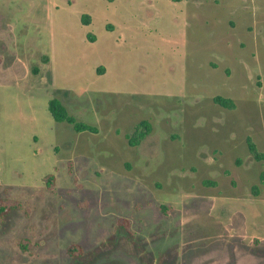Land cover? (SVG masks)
Returning a JSON list of instances; mask_svg holds the SVG:
<instances>
[{
  "label": "rangeland",
  "instance_id": "rangeland-1",
  "mask_svg": "<svg viewBox=\"0 0 264 264\" xmlns=\"http://www.w3.org/2000/svg\"><path fill=\"white\" fill-rule=\"evenodd\" d=\"M43 53L53 95L98 130L57 122L54 192L35 187L43 158L34 183L0 185L30 209L0 218V264H264V160L247 145L264 152V0H0V81L27 85ZM3 99L10 142L28 104ZM36 148L49 158L46 139Z\"/></svg>",
  "mask_w": 264,
  "mask_h": 264
},
{
  "label": "crops",
  "instance_id": "crops-1",
  "mask_svg": "<svg viewBox=\"0 0 264 264\" xmlns=\"http://www.w3.org/2000/svg\"><path fill=\"white\" fill-rule=\"evenodd\" d=\"M90 40L95 42L96 38L93 37ZM81 56L84 55L80 54L79 58ZM40 62L42 64H37L23 73L22 79L24 82L26 81L27 85L0 81V96L7 93L12 99H15L16 103L17 101H25L28 104L25 113L18 112L17 114V111L14 113L15 122L14 127L12 126L14 128L12 141L8 142L10 140L8 139L9 135H7L8 128L5 129V127L0 126V185L3 186L34 183L30 182V179L33 180V176H31L32 171L29 170V165L38 166L43 158V160H46L44 165L47 170L35 172L34 174L35 187H40L43 185L44 176L50 173L55 165L54 157L57 151L55 127L58 121L54 119L49 110V101L51 98L56 97L53 95L54 88L61 86L57 84L58 73L56 74L54 67H52L53 56L43 53ZM86 68L94 73L92 74L94 78L104 75L108 71V67L101 62L86 64ZM59 73V76L62 74L67 76L65 71ZM0 105L6 106L4 99L0 102ZM0 113H3L1 115L7 119L6 110H2ZM20 114L25 115L23 128H20ZM16 131L17 133H15ZM42 139H46L49 143L48 159L42 148H39V151L36 148L37 144L38 146L41 144Z\"/></svg>",
  "mask_w": 264,
  "mask_h": 264
},
{
  "label": "trees",
  "instance_id": "trees-1",
  "mask_svg": "<svg viewBox=\"0 0 264 264\" xmlns=\"http://www.w3.org/2000/svg\"><path fill=\"white\" fill-rule=\"evenodd\" d=\"M178 2L180 0H172ZM82 21L87 24L90 22V19L87 15H83ZM91 38H93L91 36ZM213 101L224 108L234 109L236 107V103L233 99L223 96V95H215L213 97ZM49 110L56 121H66L70 123L76 131H90L97 132L98 128L96 125L89 124L86 122H82L77 120L73 115H71L66 106L61 102V100L57 97H53L49 101ZM152 131V124L150 121L144 119L141 120L135 126L134 130L130 134H126L128 142L132 146L139 145L145 137ZM247 145L250 154L256 160H264V152L260 151L255 141L251 136L247 137ZM262 181H264V172L261 177ZM45 182V186L48 190L54 192L55 190V175L53 173H48L43 178ZM254 192H258V186L255 185L253 187ZM22 210L25 216H29L30 209L26 207L23 202L17 198H12L8 196L0 197V218H2L5 214H7L11 210ZM160 209L167 215L169 211L172 210V206L160 205ZM118 225L124 226L125 229L128 230V226L130 225V220L125 217H120L118 219ZM30 240L27 237H24L20 241V247L23 250H27L29 246ZM68 253L72 257H80L84 255V247L80 243H72L68 247Z\"/></svg>",
  "mask_w": 264,
  "mask_h": 264
}]
</instances>
